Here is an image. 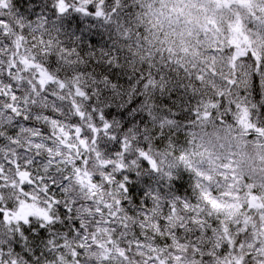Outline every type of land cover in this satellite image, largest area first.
Masks as SVG:
<instances>
[{"label": "snow or ice", "instance_id": "snow-or-ice-1", "mask_svg": "<svg viewBox=\"0 0 264 264\" xmlns=\"http://www.w3.org/2000/svg\"><path fill=\"white\" fill-rule=\"evenodd\" d=\"M0 264H264V0H0Z\"/></svg>", "mask_w": 264, "mask_h": 264}]
</instances>
